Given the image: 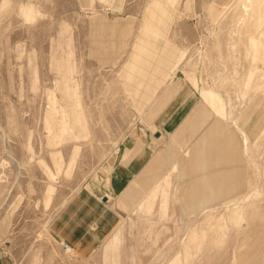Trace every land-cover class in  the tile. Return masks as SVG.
I'll use <instances>...</instances> for the list:
<instances>
[{
    "label": "rangeland",
    "instance_id": "374dc122",
    "mask_svg": "<svg viewBox=\"0 0 264 264\" xmlns=\"http://www.w3.org/2000/svg\"><path fill=\"white\" fill-rule=\"evenodd\" d=\"M181 101L174 169L67 251L63 207ZM0 264H264V0H0Z\"/></svg>",
    "mask_w": 264,
    "mask_h": 264
},
{
    "label": "crops",
    "instance_id": "0c3cea01",
    "mask_svg": "<svg viewBox=\"0 0 264 264\" xmlns=\"http://www.w3.org/2000/svg\"><path fill=\"white\" fill-rule=\"evenodd\" d=\"M191 109L184 101L166 105L163 111L173 112V115L166 122L164 131H175L172 140L162 141L163 130L155 132V140L151 136L133 139L112 167L106 184L94 191L85 189L63 207L51 224V230L76 257L91 256L119 225L127 206L154 184L160 170L167 168L170 161L174 167V159L180 155L176 142L184 141L192 124L189 122L194 121H191L192 117L187 119ZM156 183L153 191L161 184L160 180Z\"/></svg>",
    "mask_w": 264,
    "mask_h": 264
},
{
    "label": "built area",
    "instance_id": "2783aa9c",
    "mask_svg": "<svg viewBox=\"0 0 264 264\" xmlns=\"http://www.w3.org/2000/svg\"><path fill=\"white\" fill-rule=\"evenodd\" d=\"M64 248L67 250L68 248H70L67 244H63Z\"/></svg>",
    "mask_w": 264,
    "mask_h": 264
},
{
    "label": "water",
    "instance_id": "95a60500",
    "mask_svg": "<svg viewBox=\"0 0 264 264\" xmlns=\"http://www.w3.org/2000/svg\"><path fill=\"white\" fill-rule=\"evenodd\" d=\"M156 136H157V137H161V134H160V133H156Z\"/></svg>",
    "mask_w": 264,
    "mask_h": 264
},
{
    "label": "bare ground",
    "instance_id": "6f19581e",
    "mask_svg": "<svg viewBox=\"0 0 264 264\" xmlns=\"http://www.w3.org/2000/svg\"><path fill=\"white\" fill-rule=\"evenodd\" d=\"M67 251H71V252H73V250H72V249H70V248H68V249H67Z\"/></svg>",
    "mask_w": 264,
    "mask_h": 264
}]
</instances>
